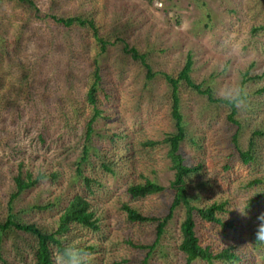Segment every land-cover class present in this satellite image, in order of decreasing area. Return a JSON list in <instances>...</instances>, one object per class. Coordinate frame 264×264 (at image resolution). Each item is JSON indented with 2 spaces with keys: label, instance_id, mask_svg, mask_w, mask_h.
<instances>
[{
  "label": "rangeland",
  "instance_id": "obj_1",
  "mask_svg": "<svg viewBox=\"0 0 264 264\" xmlns=\"http://www.w3.org/2000/svg\"><path fill=\"white\" fill-rule=\"evenodd\" d=\"M30 1L32 8L0 1V222L15 215L51 230L79 195L90 201L99 230L74 227L69 241L91 253V264H186L178 249L183 207L157 244V225L130 222L123 206L157 217L170 210L174 171L163 141L176 128L162 74L177 76L191 53L196 84L219 90L243 83L250 97L234 125L228 106L180 87L187 128L181 154L186 165H203L188 179L194 205L215 204L219 221L196 214L198 237L215 252L232 247L238 257L216 264H264V245H255L256 217L264 212V136L254 139L264 135V0H162L161 8L150 0ZM75 16L94 19L113 43L100 58L103 114L88 142L87 93L99 48L90 30L54 20ZM124 43L147 57L154 79ZM234 139L244 152L255 140L252 161H242ZM20 172L46 177L11 202ZM147 179L165 191L133 199L128 188ZM35 246L32 235L10 231L2 254L10 264H35Z\"/></svg>",
  "mask_w": 264,
  "mask_h": 264
},
{
  "label": "trees",
  "instance_id": "obj_2",
  "mask_svg": "<svg viewBox=\"0 0 264 264\" xmlns=\"http://www.w3.org/2000/svg\"><path fill=\"white\" fill-rule=\"evenodd\" d=\"M2 1V0H0ZM15 1L18 3H26L31 8L34 3L30 0H6ZM54 20L63 25L66 28L82 27L91 31L94 41L99 48V52L94 60V72L92 75V82L90 84L87 93V103L92 110V116L87 122V142L91 139L94 131V124L102 117V111L99 108L98 93L101 89V70H100V58L107 53L110 46L113 45L112 41L106 36L101 35V30L96 21L89 17L75 16L68 18H56ZM124 52L131 55V57L139 61L142 66L147 70L148 80L154 79L156 76L152 72V68L147 60V57L140 54L136 49L129 48L124 43ZM193 57L189 53L187 61L177 76L170 74H162L163 79L168 83L171 98V116L175 122L176 132L168 135L163 141L169 146L168 158L171 161V168L174 171V180L171 182V189L174 192L173 202L170 210L166 216L157 217L140 213L134 207L124 205L123 209L127 213L128 220L133 223H154L157 225L156 233L157 239L155 243H160L161 239L167 232V229L173 220L174 212L177 208L183 207L185 210L184 219L180 225L181 242L178 246L179 251L184 255L186 264H193L197 260H202L208 264H216V262H232L238 260V257L234 252L229 249H225L219 252L213 251L210 247H205L197 234L196 214H199L203 219L208 222H218L216 218L217 206L213 204L205 209L197 208L194 205V197L190 191L188 179L192 176L200 174L202 172L203 165L188 166L185 163V159L181 154V146L187 139V128L184 116L181 110L180 100V87L185 85L189 89L197 92L200 95L206 96L209 103L227 105V102L221 101L215 97V94L211 88L204 89L203 85L196 84L192 78L193 73ZM264 93V88L260 90ZM228 115V120L231 124H238L236 120L237 112L231 108ZM257 136H264L261 132L254 134V139ZM252 139L249 143L248 151H241L238 141L234 139L236 147L239 149L241 159L244 163H249L254 158V146L255 140ZM150 145H156V143H149ZM85 156L82 158V162L87 161L86 157L89 154V148L85 149ZM81 173V171L79 170ZM46 175H40V177L34 179L31 173L23 174L20 172L15 178L16 192L12 195V201L17 200L24 192L33 188L41 179H44ZM165 191V188L155 181L145 180L140 184H134L128 188V193L133 199L145 198L151 195L159 194ZM255 201H259L257 198ZM46 207H41L44 209ZM99 218L96 215L94 208L90 201L83 196H74L67 203L66 207L61 212L57 226L51 230L43 229L42 227L20 221L15 215H11L5 222H0V261L3 264H10L2 254V245L4 238L10 231H19L32 235L35 239L36 246L34 247L35 264H53V255L57 249L69 241V234L74 227H84L92 229L94 231L99 230ZM136 248L147 249L150 246L147 245H135ZM91 249V248H90ZM154 249V248H153Z\"/></svg>",
  "mask_w": 264,
  "mask_h": 264
},
{
  "label": "clouds",
  "instance_id": "obj_3",
  "mask_svg": "<svg viewBox=\"0 0 264 264\" xmlns=\"http://www.w3.org/2000/svg\"><path fill=\"white\" fill-rule=\"evenodd\" d=\"M230 53L233 55L237 53L234 45L231 47ZM225 70L231 71L230 68H226ZM212 90L221 101L227 102L228 106L238 112L250 104L248 89L243 83H240L238 86H229L219 90L212 87ZM242 215L247 216V210ZM255 240V245H264V212L256 217ZM90 256L91 253L86 248L80 246L73 240L57 249L53 255V264H91Z\"/></svg>",
  "mask_w": 264,
  "mask_h": 264
},
{
  "label": "built area",
  "instance_id": "obj_4",
  "mask_svg": "<svg viewBox=\"0 0 264 264\" xmlns=\"http://www.w3.org/2000/svg\"><path fill=\"white\" fill-rule=\"evenodd\" d=\"M151 3H153V5L155 7L161 8L163 7V1L162 0H150Z\"/></svg>",
  "mask_w": 264,
  "mask_h": 264
}]
</instances>
